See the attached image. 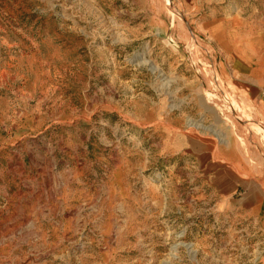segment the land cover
Returning <instances> with one entry per match:
<instances>
[{
  "label": "rangeland",
  "instance_id": "1",
  "mask_svg": "<svg viewBox=\"0 0 264 264\" xmlns=\"http://www.w3.org/2000/svg\"><path fill=\"white\" fill-rule=\"evenodd\" d=\"M224 15L264 31V0H0V264H264L207 180L264 134L200 29Z\"/></svg>",
  "mask_w": 264,
  "mask_h": 264
},
{
  "label": "crops",
  "instance_id": "2",
  "mask_svg": "<svg viewBox=\"0 0 264 264\" xmlns=\"http://www.w3.org/2000/svg\"><path fill=\"white\" fill-rule=\"evenodd\" d=\"M200 27L222 58L219 71L234 72L229 80L241 83L244 92L252 90L238 98L264 130V31L254 28L251 20L226 15L211 18ZM253 131L242 128L239 137L226 139L204 155L213 168L207 180L221 201H234L237 214L255 220L264 232V138L263 133ZM235 194H239L237 200Z\"/></svg>",
  "mask_w": 264,
  "mask_h": 264
}]
</instances>
